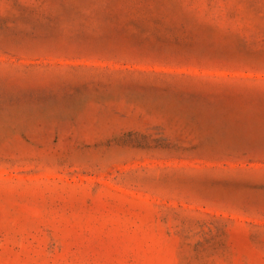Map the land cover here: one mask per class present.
<instances>
[{"label":"rangeland","instance_id":"374dc122","mask_svg":"<svg viewBox=\"0 0 264 264\" xmlns=\"http://www.w3.org/2000/svg\"><path fill=\"white\" fill-rule=\"evenodd\" d=\"M0 264H264V0H0Z\"/></svg>","mask_w":264,"mask_h":264}]
</instances>
